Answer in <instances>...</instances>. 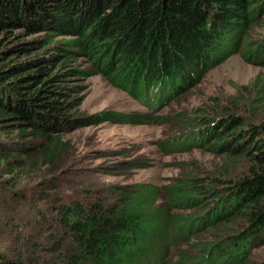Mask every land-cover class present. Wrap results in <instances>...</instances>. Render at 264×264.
<instances>
[{
  "label": "trees",
  "instance_id": "obj_1",
  "mask_svg": "<svg viewBox=\"0 0 264 264\" xmlns=\"http://www.w3.org/2000/svg\"><path fill=\"white\" fill-rule=\"evenodd\" d=\"M35 14L36 19L31 17ZM263 16L264 0H0L1 32L30 22V33L72 31L76 36L71 45L79 46L98 72L122 79L131 95L152 110L217 60L225 40L240 42L243 54L263 61L264 37L254 45L246 36ZM43 42L36 39L7 51L17 56ZM13 60L0 61V176L16 174L32 159L50 163L60 157L62 127L70 124L66 112L71 102L60 100L62 89L48 83L62 80L61 75L39 77L49 73L50 60L46 63L40 56L28 71L20 70L29 65ZM236 102L197 121L178 114L183 123L176 132L181 136L169 144L177 149L189 139L199 145L213 143L225 157L243 159V172L225 165L219 170L224 178L215 177L216 186L139 185L110 207L105 198L88 207L78 201L57 205L53 209L63 230L51 244L58 259L50 264H248V251L264 245V122L258 115L264 112V81L254 95L248 90ZM10 130L19 138H2ZM45 182V189L51 187L52 182ZM13 193L9 196L14 200L22 198L19 191ZM171 207L195 211L183 216L171 213ZM11 212L1 210L0 220L14 228ZM16 228L17 240L22 238L30 249L39 247L32 224L23 221ZM202 234L213 238L195 241L196 255L179 247L176 259L167 258L170 246L186 245Z\"/></svg>",
  "mask_w": 264,
  "mask_h": 264
},
{
  "label": "rangeland",
  "instance_id": "obj_2",
  "mask_svg": "<svg viewBox=\"0 0 264 264\" xmlns=\"http://www.w3.org/2000/svg\"><path fill=\"white\" fill-rule=\"evenodd\" d=\"M31 17L36 19V14ZM263 18L246 32L254 45L264 37ZM30 24L0 31V61L14 59L13 64L29 65L20 70L28 71L34 69L40 56H44L46 63L49 59V73L39 77L49 79L55 73L61 75L62 80H48V83L62 89L60 100L71 102L66 112L70 124L62 127L61 137L65 144L60 157L52 158L50 163L41 158L32 159L16 174L0 176V211L9 209L12 214V210L15 216L12 223L16 224L10 228L4 219L0 220L3 229L0 230V254L6 256L0 257V264H50L58 259L50 250L54 237L63 230L59 223L61 216L53 209L57 205L78 201L88 207L91 202H97V198H105V205L110 207L122 193H135L139 185L158 188L177 184L191 188L216 186L215 177L224 178L219 170L225 165L233 166L238 173L244 171L246 162L243 159L225 157L212 146L213 143L199 145L194 143L198 142L196 139H189L177 149L169 144L174 137L181 136L176 132L183 123L178 114L194 121L214 116L220 107L231 106L235 101L240 104L248 90L254 95L255 87L260 89L264 81V67L260 63L264 60L258 55H246V50L243 54L240 42L231 44L232 41L224 39L217 60L209 63L197 79L182 83L174 98L152 110L150 105L131 95L122 79H110V72L102 69L98 72L91 58H87L79 46L71 45L70 39L76 36L69 34L72 31L56 28L30 33L27 28ZM43 38L42 44L27 48L17 56L7 51L13 45ZM64 52L70 55L67 59H64ZM258 115L264 122V112ZM11 137L19 138L11 130L2 136L4 139ZM46 180L52 185L45 189ZM14 190L19 191L22 198L10 197ZM194 211V207L170 208L171 213L183 216ZM23 221L28 226L33 225L39 247L27 248L22 238L17 240L14 236L17 225ZM65 238L66 244L72 246L71 237ZM212 238L202 234L190 238L186 245L170 246L167 258L176 259L179 247L196 255L195 241ZM7 252L12 255H6ZM248 253L251 258L248 264H264V245Z\"/></svg>",
  "mask_w": 264,
  "mask_h": 264
}]
</instances>
